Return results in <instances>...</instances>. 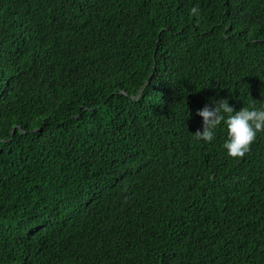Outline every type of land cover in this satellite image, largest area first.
I'll return each instance as SVG.
<instances>
[{"label": "trees", "instance_id": "1", "mask_svg": "<svg viewBox=\"0 0 264 264\" xmlns=\"http://www.w3.org/2000/svg\"><path fill=\"white\" fill-rule=\"evenodd\" d=\"M210 98L264 103V0H0V264H264Z\"/></svg>", "mask_w": 264, "mask_h": 264}, {"label": "clouds", "instance_id": "2", "mask_svg": "<svg viewBox=\"0 0 264 264\" xmlns=\"http://www.w3.org/2000/svg\"><path fill=\"white\" fill-rule=\"evenodd\" d=\"M199 12L196 6L190 9L192 15ZM196 115L202 118V129L195 132L196 139L210 143L216 138L217 129L223 127L226 139L222 147L233 158L244 157L257 135L264 132V103L258 106L251 102L236 111L227 98H210Z\"/></svg>", "mask_w": 264, "mask_h": 264}]
</instances>
